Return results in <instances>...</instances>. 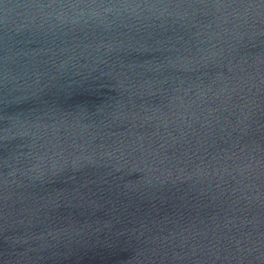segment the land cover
<instances>
[{"label":"water","instance_id":"water-1","mask_svg":"<svg viewBox=\"0 0 264 264\" xmlns=\"http://www.w3.org/2000/svg\"><path fill=\"white\" fill-rule=\"evenodd\" d=\"M0 264H264L246 0H0Z\"/></svg>","mask_w":264,"mask_h":264}]
</instances>
